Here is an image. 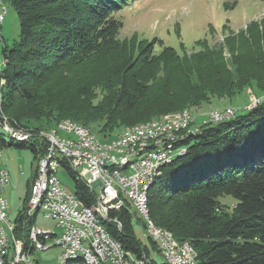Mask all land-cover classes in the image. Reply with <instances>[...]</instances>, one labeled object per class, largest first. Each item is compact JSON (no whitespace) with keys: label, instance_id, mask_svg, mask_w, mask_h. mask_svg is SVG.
<instances>
[{"label":"trees","instance_id":"trees-1","mask_svg":"<svg viewBox=\"0 0 264 264\" xmlns=\"http://www.w3.org/2000/svg\"><path fill=\"white\" fill-rule=\"evenodd\" d=\"M128 1L3 0L14 9L20 33L11 49L2 50L0 117L31 139L8 137L6 142L0 128L1 149L29 148L38 162L45 150L40 133L62 120L98 129L107 138L162 116L172 120L178 115H164L212 99H233L247 88L264 91V24L251 23L244 33L225 39L230 69L222 48L206 41L182 55L170 47L154 54L155 40L120 41L122 26L113 16ZM190 137L179 144L187 147L185 154L164 165L149 189L150 220L177 242L191 245L198 264H264V101L252 110L235 111L231 120L203 125ZM69 174L73 192L93 210L94 193ZM225 197L232 206L221 202ZM124 206L102 224L125 251L158 264L136 239L129 203ZM24 209L12 221L13 236L23 242L24 253L32 254L28 232L35 220ZM9 248L3 264H12ZM63 264L85 263L77 257Z\"/></svg>","mask_w":264,"mask_h":264},{"label":"built area","instance_id":"built-area-1","mask_svg":"<svg viewBox=\"0 0 264 264\" xmlns=\"http://www.w3.org/2000/svg\"><path fill=\"white\" fill-rule=\"evenodd\" d=\"M5 13L0 7V28L3 24ZM253 102V109L260 106L264 99L250 100ZM249 111L252 109H244ZM237 111L235 108L226 106L215 109L216 122L202 123L203 125L217 124L220 121V112ZM192 118L190 115L185 120H180L175 124H163L151 127L141 132H133L125 135H117L116 138L104 143H97L95 134L89 128H78V130L62 129V132L45 131L40 133L45 141V150L38 160L34 178L30 183L29 196L23 214L28 217L29 205L34 199H42V213L45 218L55 222L57 232L37 227L34 224V234H31L29 242H37L36 252L47 251L51 248H59L62 253L70 251H84L90 254V245H98L101 249L102 264H149L150 259L145 255L135 257L131 252L125 251L121 244L115 242L106 229H102L99 222L91 218L86 212L84 205L75 203L73 197H67L59 191L58 171L63 168L76 169L79 172L81 183L86 185L94 193L95 202H100L104 210L119 213L125 206L123 201H116L111 189L105 184V167L110 165V160L119 159L121 156L129 154H140V162H135L128 169H121V174L114 176L122 183L124 196H133L134 205H139L140 182L151 173H159L158 160L163 155H174L180 150H171L170 142L181 139L180 133L171 136L170 140L157 142V136H153V128H171V126H181L184 121ZM2 131L9 132L10 137L17 141V134H27V140L31 139V134L22 129L12 128L4 121L0 122ZM72 131H84L83 141H74ZM187 147L184 146L185 150ZM89 150L97 151V158H89ZM2 149L0 147V161ZM62 160H69V167H62ZM43 170H55V179H51L49 194L45 198H37V190L40 186L38 174ZM160 174V173H159ZM8 172L0 169V222L1 233L11 235V253L19 256V264H27L23 260V242L16 240L13 236L14 224L8 219L7 201L2 195V188L7 185ZM37 217V216H36ZM36 217L34 218L36 222ZM118 222L117 219H113ZM119 223V222H118ZM145 225V222H143ZM121 229V224L119 223ZM150 233L157 241V248L165 251L166 264H189V259H182L178 253L166 244L162 237L156 235L153 229ZM1 250V248H0ZM60 254V255H61Z\"/></svg>","mask_w":264,"mask_h":264},{"label":"rangeland","instance_id":"rangeland-1","mask_svg":"<svg viewBox=\"0 0 264 264\" xmlns=\"http://www.w3.org/2000/svg\"><path fill=\"white\" fill-rule=\"evenodd\" d=\"M6 8L7 13L0 31V67L3 62V47L11 49L20 33L19 21L14 9L8 4H6ZM113 17L122 26L117 36L120 41L128 43L134 39L141 44H147L155 40L154 54H158L165 47H170L179 55L197 50V42L206 41L210 47L222 48L223 57L228 68L231 69V56L225 46V39L244 33L246 27L251 23L264 24V0H129L126 6L115 13ZM0 81L2 80L0 79ZM257 95L264 97V91L257 92L255 87L247 88L233 99H212L209 103L199 107H190L185 109L186 111L182 110L164 116L177 114L180 118L178 120H184L191 114L192 118L184 123L186 129H190L193 125L197 127L205 121L208 122L215 109L229 106L242 112L245 107L253 104L249 98L250 100L259 99ZM163 118L162 116L149 122H157V119ZM1 121H5V119ZM127 128L115 131L107 138H101L97 133L98 129L91 128V130L96 139L104 143V141L116 138ZM183 131L185 130L181 132L184 133ZM173 133L175 134V132ZM2 137L8 142L9 138L6 134H2ZM36 165L37 162L29 148L19 149L15 146H3L0 169L7 170L8 185L2 188V195L7 201V215L10 221H14L17 213L26 207V185L33 176ZM57 178L68 192L74 193V180L67 170L61 168L57 173ZM75 179L77 180L76 176ZM221 202L228 206L233 204L228 197L221 199ZM128 209L136 239L149 249L151 259L162 264L161 256L152 250L143 219L130 204ZM35 225L57 232L55 222L45 218L41 212L37 214ZM61 253L59 248H51L42 252L34 251L29 254V259L37 261L38 264H60ZM63 263L65 262L63 261Z\"/></svg>","mask_w":264,"mask_h":264},{"label":"bare ground","instance_id":"bare-ground-1","mask_svg":"<svg viewBox=\"0 0 264 264\" xmlns=\"http://www.w3.org/2000/svg\"><path fill=\"white\" fill-rule=\"evenodd\" d=\"M0 7H2L3 12L6 14L7 8L3 0H0ZM2 88H3V83L2 81H0V91L2 90ZM252 108H253V104L247 106L245 109H252ZM214 113L215 111H213L211 115H213ZM234 117H235V111L220 112L221 120L228 121V120L233 119ZM178 118H179V115L175 119H172V120H163V119L158 120L157 119L156 120L157 122L148 121L147 123L145 122L142 124L134 125L130 128H127V130H125L120 135H125V134H129L133 132H141L143 130L150 129L151 127H156V126L163 125V124H175L177 122H180ZM225 121H220L219 123H222ZM4 122L8 124L6 120ZM185 122L186 121H184L181 126H171V128H153V136H157V142H164L165 140H170L171 136H177V133H180L181 139H175L172 142H170L171 150H180L178 153H176V158L183 156L185 154V150H181L184 147L179 146V144L184 142L188 137L199 134L201 130V129L196 130L199 128L201 124L199 126L197 125V127L193 125L192 128L190 127V129H186L184 125ZM212 122H216V115H213L212 118L208 120V122L205 121L204 123H212ZM78 128H86V127L78 123H75L73 121H70V120H62L59 123H57V126L55 128L49 129V130L55 131V132H62V129L78 130ZM182 130H185L186 133L185 131H183L185 134L182 133L181 132ZM173 132H175V134ZM5 134L8 137H10L9 132H5ZM11 139L14 140V138H11ZM72 139L74 141H83L84 131H72ZM17 141H27V134H17ZM97 143H102V142H99L97 140ZM89 158H97V151L89 150ZM173 159H175L174 155H163L158 160V168H159L160 174L159 173L148 174L147 177H145L144 180L140 182L139 205H134L133 196H124V192L122 190V183L119 180H116L114 176L121 174V169H128V167L134 164L135 162H140V154H129L126 156H121L119 159L110 160V165H107V167H105V184L107 187L111 189V192L113 196L115 197L116 201H123L124 205L125 203H129L130 205L133 206L136 213L143 219V222H145V225H144L145 231L147 233L148 238H150L152 242H154L157 245V241L153 237V235L150 233L149 229H153L156 235L161 236L162 240L166 244H169L170 247L175 251V253H178V255L182 257V259H189V264H198L196 252L191 245H189L188 243L177 242L174 239L170 231L158 229L149 218V212H148L149 189L152 187L155 180L161 175L162 167ZM62 167H69V160H62ZM68 171L74 174L77 177V179L81 182L79 172L76 171V169H68ZM51 179H55V170H43L38 174V181H39L40 186L37 190V198H45L49 194ZM59 191L63 192V194L66 195L67 197H73L76 204L83 205L81 201L77 198L76 194L68 192L60 184V182H59ZM90 191L92 192V190ZM84 209L86 212L90 213L91 218L94 221L99 222V225L102 229H106L104 225L102 224V222L110 221L108 219L109 213H107L104 210L103 205H101L100 202H95V207L93 208V210L87 207H84ZM40 212L42 213V199H34V202H31V204L29 205L28 217H36L37 214ZM117 228L120 230L119 224ZM31 234H34V225L30 228L28 232V236H29L28 239H30ZM110 237L112 236L110 235ZM113 239L115 242H118V244H121V242H119L115 238ZM11 245H12V237L11 235L2 236L1 222H0V248H1L0 264H3L6 255H8L9 253V249H10L9 246ZM29 248L32 249L33 252L36 251L37 242H29ZM158 249H159L161 258L165 260V251H162V248H158ZM90 253L91 255L86 254V252L84 251H70V252L61 254L59 256V259L61 260L60 264H63V261L66 262L67 260L75 259L77 257H81L85 264H102L101 249L98 245H90ZM23 260L27 261V264H35L34 261L29 259V252H26V253L23 252ZM9 262H11L12 264H19V256H15L14 253H10Z\"/></svg>","mask_w":264,"mask_h":264},{"label":"crops","instance_id":"crops-1","mask_svg":"<svg viewBox=\"0 0 264 264\" xmlns=\"http://www.w3.org/2000/svg\"><path fill=\"white\" fill-rule=\"evenodd\" d=\"M0 31H1V28H0ZM3 65V62L1 63V66ZM132 206V205H131Z\"/></svg>","mask_w":264,"mask_h":264}]
</instances>
